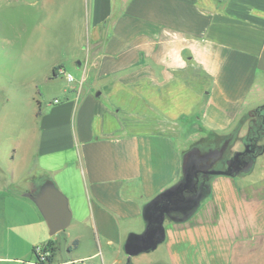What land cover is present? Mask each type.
<instances>
[{
  "label": "crops",
  "instance_id": "obj_1",
  "mask_svg": "<svg viewBox=\"0 0 264 264\" xmlns=\"http://www.w3.org/2000/svg\"><path fill=\"white\" fill-rule=\"evenodd\" d=\"M75 1L63 8L71 24ZM84 2L88 57H76L78 76L60 62L48 65L76 84L63 90L64 102L54 99L35 117L33 163L21 192L0 191V264H37L46 254L34 253L45 223L25 195L47 179L68 200L72 246L48 254L46 264H160L128 260L124 242L145 230L144 206L181 180L186 143L206 137L233 152L257 141L261 151L248 174L261 158L260 174L216 175L187 221L165 219L161 264H264V0ZM75 37L73 45L84 42ZM21 179L13 175L9 184ZM16 204L41 231L25 230ZM62 254L68 259L57 263Z\"/></svg>",
  "mask_w": 264,
  "mask_h": 264
},
{
  "label": "rangeland",
  "instance_id": "obj_2",
  "mask_svg": "<svg viewBox=\"0 0 264 264\" xmlns=\"http://www.w3.org/2000/svg\"><path fill=\"white\" fill-rule=\"evenodd\" d=\"M25 1L32 0H0V191H10L11 193L21 192L20 189L26 182L25 178L29 177L27 173L33 163L31 158L34 151L32 143L35 142L34 138L37 136L34 121L40 108L50 106L54 99L64 102L63 90L76 84L66 81V72L61 67L57 70L58 75L53 76L48 70V65L60 62L69 74L76 77L78 76L74 66V61L78 60L76 57L79 56L82 62L88 57L85 2L81 5L82 0L75 1V24H71L69 22L71 16L67 14L66 10L72 7V0H40L37 6L27 5ZM83 23L84 26L81 25ZM73 34L76 35L75 40L77 36L81 35L84 42L73 45ZM60 69L64 74H60ZM47 73L50 75V81L44 79ZM84 85L85 88L89 86L86 83ZM95 89L93 87V91ZM39 103L41 106H38ZM255 117L256 113L252 112L250 119L256 121ZM126 120L127 118H124L122 122ZM213 141L210 137L198 139V141L186 143V149L188 151L196 146L201 151L207 152L211 148L223 145L217 140L213 144ZM250 143L257 151L258 142ZM238 146L240 143L237 142L235 147ZM243 148L244 146L240 148V151ZM234 153L226 150L224 157L228 158ZM261 161V158L257 160L250 175L247 172L241 173L239 176L258 177ZM219 163L221 162L219 161ZM216 167L220 168L221 164ZM13 175L20 176L23 180L11 185L9 179ZM15 206L29 223L31 218L29 210L20 204ZM39 229L30 223L25 229L31 233L45 231L41 240L44 244H39L36 247V252L38 248L45 249V246L50 242V248L47 250L49 255L56 251V246H59L64 254L65 250L72 246L71 239L67 236V229L53 236L49 235L46 225H43L41 230ZM87 243H89L87 246L92 248V243L88 240ZM161 253V247H158L153 252L137 256L160 260L161 264ZM64 254H62V261L60 257H57V263L68 259V256H64ZM72 258L74 256L70 259ZM127 259L133 260V257ZM69 264L98 263L86 260L83 263L70 262Z\"/></svg>",
  "mask_w": 264,
  "mask_h": 264
},
{
  "label": "water",
  "instance_id": "obj_3",
  "mask_svg": "<svg viewBox=\"0 0 264 264\" xmlns=\"http://www.w3.org/2000/svg\"><path fill=\"white\" fill-rule=\"evenodd\" d=\"M226 146V144H223ZM222 145V146H223ZM211 148L221 156L225 149ZM227 148V146L225 147ZM200 148L192 147L182 155V177L175 185L164 190L148 202L142 211L146 223L141 234H129L124 242L123 250L127 257H134L156 250L164 242V222L168 219L174 223L187 221L206 197L204 190H197L196 176L200 172H207L211 176L225 175L234 177L249 172L254 160L246 162L240 169L230 168L232 161H237L244 151L235 152L232 160L227 161V169L208 171L211 165H206V159L213 154L206 153L198 158ZM38 209L50 236L65 231L71 223V213L66 196L50 179L36 184L35 189L25 195Z\"/></svg>",
  "mask_w": 264,
  "mask_h": 264
},
{
  "label": "flooded vegetation",
  "instance_id": "obj_4",
  "mask_svg": "<svg viewBox=\"0 0 264 264\" xmlns=\"http://www.w3.org/2000/svg\"><path fill=\"white\" fill-rule=\"evenodd\" d=\"M225 147L226 146L223 145V146H220L218 148V149H222V148L225 149L221 156H219L218 152H213V150H208L207 152L201 151L200 154L197 155V157L201 158L206 153L213 154V156H211L210 158L206 159V162H205L206 165H211L209 167L208 171L219 170V169H227L228 168L227 161L228 160H232L234 154L232 156L228 157V158H225L224 157V153L226 151ZM241 151H244V154L239 156L237 161H232L231 164H230V168L238 167V168L241 169L243 167V165L246 162H249L252 159V157L255 155L256 148L253 147L250 142H248V143H246L244 145V148ZM219 161L221 163H219ZM218 164H221L220 168L216 167ZM211 178H212L211 175H209L207 172L198 173V175L196 176V180H195V185H196L197 190H201V189L205 190L208 187L209 181H210ZM55 249H56V251H60L59 246H56Z\"/></svg>",
  "mask_w": 264,
  "mask_h": 264
},
{
  "label": "trees",
  "instance_id": "obj_5",
  "mask_svg": "<svg viewBox=\"0 0 264 264\" xmlns=\"http://www.w3.org/2000/svg\"><path fill=\"white\" fill-rule=\"evenodd\" d=\"M56 69H57V68H56ZM53 75L56 76L55 70H54V72H53ZM260 108H261V109H264V106H262V107H260ZM259 127H260L259 130H261L262 128H263V130H264V124H261ZM254 141H255V140H253V142H254ZM250 142H252V140H250ZM260 151H261V147L258 146V150L256 151L255 155L252 157L253 160L255 159L256 155H257L258 153H260ZM182 179H183V177L181 178V180H182ZM208 193H209V185H208V187L204 190V194H205V196H206ZM49 248H50V243H49L48 245L45 246V249H46V250H48ZM34 253L36 254V249H35V248H34ZM50 260H51V258H50V257H47V263H49Z\"/></svg>",
  "mask_w": 264,
  "mask_h": 264
},
{
  "label": "built area",
  "instance_id": "obj_6",
  "mask_svg": "<svg viewBox=\"0 0 264 264\" xmlns=\"http://www.w3.org/2000/svg\"><path fill=\"white\" fill-rule=\"evenodd\" d=\"M60 74H64L63 72H61V69H60ZM65 76H66V80L68 82H72L73 81L71 75L66 74ZM57 102H58V100H54V103H57ZM47 257H49L47 252L44 255H39L37 257V264H46L47 263Z\"/></svg>",
  "mask_w": 264,
  "mask_h": 264
}]
</instances>
